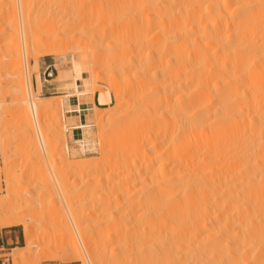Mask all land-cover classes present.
Instances as JSON below:
<instances>
[{
  "label": "bare ground",
  "instance_id": "obj_1",
  "mask_svg": "<svg viewBox=\"0 0 264 264\" xmlns=\"http://www.w3.org/2000/svg\"><path fill=\"white\" fill-rule=\"evenodd\" d=\"M24 1L6 2L11 5L7 8L18 12V21L8 22V26L16 25L20 40L9 46L11 51L7 48L10 61L17 66L18 75L24 66L26 75L27 98L16 81L14 103L21 109L17 119L23 125L20 133L28 137L26 150L35 153L36 158L49 160L52 139L41 124V116L48 114L52 106L44 103L48 97L41 96L40 81L37 79L36 87L31 82L29 67L33 61L38 67L39 54L33 49L39 45L33 39L32 25L24 18ZM63 1L64 6H56L55 12H71L78 4L76 0ZM90 1L106 5L97 13L105 21L102 30L88 34L90 43L111 33L120 20L135 15L133 0ZM140 1L146 10H142L146 13L145 30L153 32L146 37L149 56L157 63L166 53L167 59L161 64L173 67L167 77L176 88L172 98L175 124L168 126L171 130L165 148L168 157L165 155L167 159L164 157L158 168L146 171L142 180L149 182L137 188L131 168L120 181L105 184L104 189L109 191L79 207L83 219L70 213V205L65 202L67 216L66 212L50 217L47 213L55 225L44 227L45 215H26L28 209L36 211L38 207L29 203L26 195H2L0 228L22 226L25 239L24 250L12 255L13 264L38 257L47 260L41 253L54 248L62 254L73 252L74 260L82 264H264V0ZM83 2H79L80 8ZM79 13L76 11L78 18ZM69 21L73 22L68 19L65 23ZM85 28L82 33L88 30ZM60 46L41 53L65 52ZM87 58L84 50L58 58L59 62L71 63L68 77H58L65 82L64 88L72 91L63 96L64 111L76 110L80 115L82 110L94 108L84 102L72 107L69 104L72 96L87 98L91 91L79 89V81L88 78L83 68ZM131 63L132 59L123 62L122 71ZM108 95L100 93V102H107ZM1 117L0 129L4 130ZM85 119L77 129L84 128L92 118L86 115ZM67 128L66 124L65 132ZM94 142L82 141V150L91 148ZM73 166L74 172H98L102 163L87 161ZM99 178L101 185L103 178ZM62 179L53 175L49 185L45 184L63 196Z\"/></svg>",
  "mask_w": 264,
  "mask_h": 264
},
{
  "label": "rangeland",
  "instance_id": "obj_2",
  "mask_svg": "<svg viewBox=\"0 0 264 264\" xmlns=\"http://www.w3.org/2000/svg\"><path fill=\"white\" fill-rule=\"evenodd\" d=\"M5 1L0 0V101L2 102L0 117L2 116L1 118L4 121V130L0 129V197L6 193L19 194L22 196L26 195L27 199L31 200L29 203H33L34 206L36 205L37 207L38 205V207H40H37L36 211L35 208L27 210L26 215L32 216V214H34L32 216L33 218H35L36 215H45L47 213L50 217L52 214H56V212H66V215L67 207L65 202H68L67 204L70 205V213L78 216L80 215L81 219H83L80 208H82L83 204L85 205L87 201L97 200L99 195H103L106 191H109L110 189L108 188H106L107 190L104 189L107 186L105 184L120 181L130 168L133 169V177H135V180L132 181L134 187L137 188L139 185L146 184L149 181L142 180L146 171L158 168V163L164 161L165 159L163 158L165 155H168L166 154V149L171 130H169V128L172 127V123L173 125L175 124V119H173L174 106L172 98L175 96L176 88L174 86V81L167 77L169 73L173 71V67L171 65L168 67L161 64L166 53H163V58L157 63L149 56V48L146 46V37L149 38L153 32L148 34L149 32L145 30L146 13L144 14L143 12H146V10L140 0H133L132 10H136H133L136 16H132L133 18L131 17V19L120 20L116 23V26L114 25L115 28L111 33L100 36L92 43L89 42V36L93 31H101V27H103L104 24H102L104 20L99 19L98 15L101 11L100 8L106 6L103 1L102 4L98 3L99 1H93L92 3V1L88 0L89 2L87 1L86 3L85 0H76L75 2L78 3L75 5V8L77 6L76 10L74 8L71 12L70 10H67L68 12H55L54 8L59 4L64 6L63 3L65 1L25 0L23 15L28 24H30V26L32 25L35 32L33 39L36 40L35 42L39 45L38 48L35 50L33 49L34 54H39L37 58L38 67L34 66V61L33 65L29 67L31 82L34 85L36 80V86L38 80L42 83L41 96L48 97L44 103H51L52 106L48 114H43L45 116H41V124L44 126L46 132H49V137L52 139L50 142L51 151L49 160L45 158L43 160L41 158H36L34 155L35 153L29 152L25 148L28 137L20 133L23 125L20 123L19 119H17L21 113V109L19 110L14 103L13 88L14 85H17V82H19L18 84L23 86L25 97L27 98L26 75L24 66L21 67V75H18L19 70L17 66L10 61L11 56L9 54L11 47L9 46L15 45L20 40H18L19 31L15 29L16 25H8L13 21H18V12L16 10V12L11 11L12 7L10 9L7 8L11 5L6 3L8 0ZM54 1L55 3H53ZM78 1H84V7H82V4L80 8V3ZM96 3H98V5ZM90 5L92 7H89ZM136 6L139 9H136ZM12 10L14 9L12 8ZM76 11L77 13L80 11V20L78 16H76ZM7 12H10V14ZM143 14L144 16H142ZM82 15H85L83 16L85 20L82 19ZM88 16L90 20H88ZM68 19L73 20V22L69 21L65 23ZM51 23L56 24L51 25ZM89 23L92 24L88 27ZM85 26L88 30L82 33V28H85ZM58 37V40L55 39ZM59 46L63 47L65 52L58 54L51 52L52 54L48 53L45 55L41 53L42 51L57 49ZM35 47L36 46L32 45V48ZM7 48L10 50L9 52ZM18 50L22 53L21 46H19ZM83 50L88 56V58L83 61V68L88 78L86 81H79V89L83 91L91 90L87 97H89V95L108 92L109 95L107 98L109 100L107 99V102H101L102 104L108 105L102 110L95 106L94 108L90 107V113L88 114L92 118L90 123L84 128L77 129L78 123L76 127L74 126L73 129L70 130V133H66V112L62 109V100L64 95L72 91L66 90L64 88L65 82L59 81L58 77L63 80L68 77L67 75L71 71V63L63 60L59 62L58 58L69 54L71 55L74 52L79 53ZM129 59H132L133 63L122 71L121 64L127 62ZM166 59L167 57L165 60ZM49 64L54 65L55 70L53 77L46 82L43 78V70ZM20 76L22 78L18 80ZM58 96L60 97L58 98ZM74 97L75 96H72L71 98ZM169 122L171 123L169 124ZM163 128H165L166 133ZM58 131H63V134H57ZM19 134L21 135L18 136ZM85 140L95 141L96 143L94 142L91 148L82 150V141L85 142ZM154 155H157L156 160ZM167 157L165 158L167 159ZM130 158H134L135 162L128 163L127 161ZM39 159L42 161H39ZM87 161L100 162L102 163V167L99 168L98 172L93 170L81 173V171L74 172V170L71 169L76 163ZM171 161L172 160H170V163L172 164L173 162ZM22 166H24V168ZM22 170L24 171V175L21 172L23 176L20 175V171ZM53 175L60 179L63 178L62 180L65 182V185L62 184V188L64 187L63 196L54 187L48 188L47 186L51 182L50 179ZM99 177L103 178V183H101V185L99 184ZM74 179H77V181H74ZM44 186H46V188ZM90 188H92V190ZM90 190L91 192H89ZM65 197L68 198L69 201ZM123 201L124 200H121L122 203ZM86 206H89V204ZM61 207H65L62 209L64 212H62ZM58 208L59 210L56 211L55 209ZM38 209L41 211L43 210L42 213L40 210L38 211ZM37 211L40 214H36ZM44 211L45 213H43ZM45 216L47 219L44 222V227L55 225L54 221H51L47 215ZM1 241L4 243V246L0 249V264H13L12 255L14 253H20L25 247L23 227L14 226L0 228V242ZM41 254L47 256L45 258L48 259H38V257L30 260L28 259L29 261L27 260L21 264H61L64 262L82 264L81 261L74 260L75 254L73 252L62 254L59 248L48 249Z\"/></svg>",
  "mask_w": 264,
  "mask_h": 264
},
{
  "label": "crops",
  "instance_id": "obj_3",
  "mask_svg": "<svg viewBox=\"0 0 264 264\" xmlns=\"http://www.w3.org/2000/svg\"><path fill=\"white\" fill-rule=\"evenodd\" d=\"M34 86L36 87V80L34 82ZM46 89H49V88H46ZM41 91H42V83H41ZM43 91H44V87H43ZM98 97H99V94L89 95V97H87V98L85 96L84 97H80V98H77V97L75 98L74 97V98H70L69 99V104H70V107H72V106H76L80 102H84V103H89L90 105H94L96 108H98L100 110L105 109L108 104H102L99 101ZM69 111L71 113H69ZM82 111H83L82 114L79 115V114H77L76 110H65V112H66L65 113V122H66L68 127L72 128V127L76 126L78 123L82 124V123H84V121H86L85 117L90 112H89V110H82ZM93 112H94V110H93ZM77 117H78V119H77ZM68 133H70V132H68ZM3 246H4V243L1 241L0 242V249Z\"/></svg>",
  "mask_w": 264,
  "mask_h": 264
},
{
  "label": "built area",
  "instance_id": "obj_4",
  "mask_svg": "<svg viewBox=\"0 0 264 264\" xmlns=\"http://www.w3.org/2000/svg\"><path fill=\"white\" fill-rule=\"evenodd\" d=\"M54 70H55L54 65L49 64V65H47V66L45 67V69L43 70V76H44L43 78H44V80H45L46 82L49 81L48 79H50V78L53 77ZM75 127H76V126H75ZM77 127H78V126H77ZM70 129H71V128L68 127L66 133H68ZM61 264H77V263H75V262H64V263H61Z\"/></svg>",
  "mask_w": 264,
  "mask_h": 264
}]
</instances>
